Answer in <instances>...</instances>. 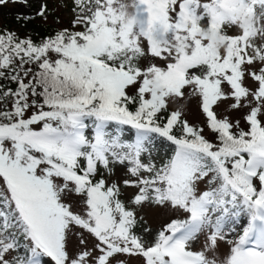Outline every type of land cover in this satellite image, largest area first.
I'll use <instances>...</instances> for the list:
<instances>
[{"label":"snow or ice","instance_id":"1","mask_svg":"<svg viewBox=\"0 0 264 264\" xmlns=\"http://www.w3.org/2000/svg\"><path fill=\"white\" fill-rule=\"evenodd\" d=\"M71 5L0 31V264H264V0Z\"/></svg>","mask_w":264,"mask_h":264},{"label":"rangeland","instance_id":"2","mask_svg":"<svg viewBox=\"0 0 264 264\" xmlns=\"http://www.w3.org/2000/svg\"><path fill=\"white\" fill-rule=\"evenodd\" d=\"M46 3L48 8L47 18L43 19L36 15L37 10L40 8L41 3ZM71 0H28L27 4L23 3H12L11 0L6 6H0V25L3 22L13 21V26H27V28L32 31L34 25L45 26L46 24H53L55 21L58 22L57 25L69 24V15L64 12L65 4H69ZM62 7V8H61ZM18 16L31 17V19L22 20L18 19ZM71 26V20L70 25ZM17 29V28H16ZM189 115L187 118L196 123L202 121L203 117L200 115L197 101L192 99L188 105ZM124 169L122 167H117L116 175L122 177L124 175ZM122 191L126 192L128 196H131L135 191L132 188H123ZM148 219L153 228H158L160 224L164 221L165 217L156 213H149Z\"/></svg>","mask_w":264,"mask_h":264},{"label":"trees","instance_id":"3","mask_svg":"<svg viewBox=\"0 0 264 264\" xmlns=\"http://www.w3.org/2000/svg\"><path fill=\"white\" fill-rule=\"evenodd\" d=\"M71 7H72V5H71V2H70L64 8V10H65L64 12H67V15H69V17H68L69 18V24L67 26H65V25H63V26L62 25H57L58 22L55 21L52 25L51 24H46L45 26L34 25L32 31H31L30 28L29 29L27 28V26L14 25V27H12L14 23H13V21H9V22H3L0 25V31L9 30V31L15 32L21 38L27 37V36H31V38L34 41H39V40H41L42 38H44L46 36L52 35L55 31H57V30H59L61 28L71 27V26H69L70 25V20H72V17H73V13L71 11Z\"/></svg>","mask_w":264,"mask_h":264}]
</instances>
